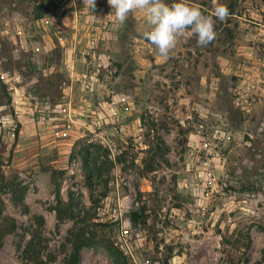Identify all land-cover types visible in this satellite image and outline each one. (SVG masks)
I'll use <instances>...</instances> for the list:
<instances>
[{"label":"rangeland","instance_id":"374dc122","mask_svg":"<svg viewBox=\"0 0 264 264\" xmlns=\"http://www.w3.org/2000/svg\"><path fill=\"white\" fill-rule=\"evenodd\" d=\"M62 1L0 0V224L15 221L0 264H65L79 226V264H264V93L246 114L231 90L246 73L264 85V0H220L215 40L185 34L166 61L142 12L91 49L96 6L75 32ZM191 3L211 15L216 0ZM216 129L233 138L215 146L225 164L201 201L194 146Z\"/></svg>","mask_w":264,"mask_h":264},{"label":"clouds","instance_id":"9594fccd","mask_svg":"<svg viewBox=\"0 0 264 264\" xmlns=\"http://www.w3.org/2000/svg\"><path fill=\"white\" fill-rule=\"evenodd\" d=\"M93 9L95 0H87ZM112 15L118 23L123 24L133 10L142 12L146 28L143 38L155 46L162 60L170 58V52L176 47L178 38L187 34L195 36L198 46H207L216 38L214 17L225 21L230 13L228 7L216 0L211 15L204 14L191 0H107Z\"/></svg>","mask_w":264,"mask_h":264},{"label":"built area","instance_id":"2783aa9c","mask_svg":"<svg viewBox=\"0 0 264 264\" xmlns=\"http://www.w3.org/2000/svg\"><path fill=\"white\" fill-rule=\"evenodd\" d=\"M72 18L74 19L75 32L78 30V25L83 24V20L80 18L82 15H85L88 8H81L75 2H72ZM111 9V7H110ZM112 10V9H111ZM102 15L101 19H98L99 15ZM110 12H106L105 8H100L98 10L88 13V17L91 19L90 29H89V39L88 43L91 49L98 47V43L104 41L109 36V28L112 24L117 23L112 15H109ZM76 35H74V41H76ZM61 44L63 42L61 41ZM91 56L96 57L98 61L95 64L97 71L100 70L101 66L106 67L104 64V54L102 52H97L92 50ZM87 69L91 68L87 64ZM71 72L73 73V61L69 64ZM96 70H93L92 76H84L83 78H78L81 84V87L85 90L92 88V79H97V76H93L96 73ZM233 93V99L237 108H239L243 113L249 114L257 102L263 97L264 85L260 77L252 76L248 73L243 75V80L240 84L231 87ZM124 99V97H122ZM198 145L194 146L203 154L206 155L207 161H203V165L198 164V169L202 172H198L197 181L190 185V192L197 197V199L203 201L207 199L210 195L211 187L215 176L213 173L214 168L223 167L225 164L226 156L223 150L217 149L215 146L219 143L230 141L233 138L232 133L224 129H216L212 134V137L209 135L199 134ZM201 173V175H200ZM204 208V207H203Z\"/></svg>","mask_w":264,"mask_h":264},{"label":"trees","instance_id":"16d2710c","mask_svg":"<svg viewBox=\"0 0 264 264\" xmlns=\"http://www.w3.org/2000/svg\"><path fill=\"white\" fill-rule=\"evenodd\" d=\"M139 219V214L135 213L134 211L130 214V220L133 223H136V221ZM15 228V221L13 218H10L5 223L0 224V245H1V239L2 237L11 232ZM88 233L84 226H79L75 232L74 238L72 240L71 245V251L66 259L65 264H79L80 259V249L82 246L88 244ZM35 246L34 239H31L28 243V246L26 247L24 251V256L27 259L37 261L38 256L35 257L32 253ZM38 253V252H37ZM39 262V261H37Z\"/></svg>","mask_w":264,"mask_h":264},{"label":"crops","instance_id":"0c3cea01","mask_svg":"<svg viewBox=\"0 0 264 264\" xmlns=\"http://www.w3.org/2000/svg\"><path fill=\"white\" fill-rule=\"evenodd\" d=\"M72 2H75L76 4L78 5H84L86 8L88 7V3H87V0H63L62 1V4L65 5L66 3L67 4H71ZM106 4H107V0H95V6H96V9H99V8H105L106 7ZM102 18V15L100 14L98 19H101ZM74 27H75V24H74Z\"/></svg>","mask_w":264,"mask_h":264}]
</instances>
